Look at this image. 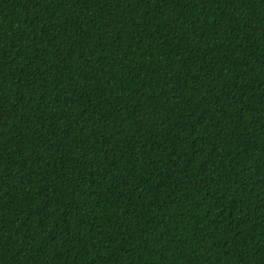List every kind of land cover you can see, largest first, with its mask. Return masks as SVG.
Instances as JSON below:
<instances>
[{"label":"trees","instance_id":"obj_1","mask_svg":"<svg viewBox=\"0 0 264 264\" xmlns=\"http://www.w3.org/2000/svg\"><path fill=\"white\" fill-rule=\"evenodd\" d=\"M0 264H264V0H0Z\"/></svg>","mask_w":264,"mask_h":264}]
</instances>
